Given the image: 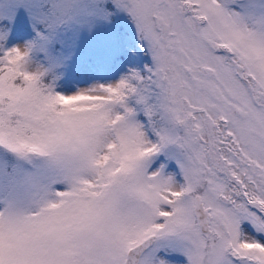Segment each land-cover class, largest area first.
I'll use <instances>...</instances> for the list:
<instances>
[{
  "label": "rangeland",
  "instance_id": "1",
  "mask_svg": "<svg viewBox=\"0 0 264 264\" xmlns=\"http://www.w3.org/2000/svg\"><path fill=\"white\" fill-rule=\"evenodd\" d=\"M260 7L0 0V42L32 34L29 46L18 36L12 62L0 57V264H123L150 234L138 264H264ZM138 36L145 60L128 49ZM120 50L136 63L124 94L121 74L90 76ZM48 74L67 102L39 86Z\"/></svg>",
  "mask_w": 264,
  "mask_h": 264
},
{
  "label": "trees",
  "instance_id": "2",
  "mask_svg": "<svg viewBox=\"0 0 264 264\" xmlns=\"http://www.w3.org/2000/svg\"><path fill=\"white\" fill-rule=\"evenodd\" d=\"M6 28V24L4 21H0V31L4 30ZM23 36L25 37V45L29 46L30 42L32 41V34L30 33H20V34H11L8 35V37L6 39H4L3 41L0 42V57H4L5 60L12 62L14 60V57H16L13 53V44L14 42L18 39V36ZM119 36L120 33H118ZM118 42L120 47L122 48V44L125 42V40L120 37L118 38ZM127 42V41H126ZM136 48V44H135V40L130 41V43L128 44V49H135ZM119 55L122 58V62H120V65L118 63L117 60H115V67L111 72H104L101 73L100 69L94 68L92 69V73H90V76L95 77V78H99V79H108V78H112L115 77L119 74H121V76L123 77V79L120 81V89L122 90L123 94L127 93L126 92V87L128 86V84H130V80H128V77L131 75V73H133L134 69L136 68V63L134 61H132V59L129 58V56L127 55V53L125 51H122L121 53H119ZM5 68L4 63H0V70H3ZM71 80L74 81L73 84H75L76 77L71 76ZM39 84L43 87V89H45L46 93H50L51 95H54L55 97L58 96V98H61V100L65 103L67 102V99L65 98V96H63L62 94V90L66 87V85H64L63 83H61L60 81L58 82L57 85H55L53 88L45 85L43 80L39 81ZM59 102V101H58ZM156 137V136H155ZM203 190V186H199L198 189H196V192L200 194V192ZM1 207V206H0Z\"/></svg>",
  "mask_w": 264,
  "mask_h": 264
},
{
  "label": "water",
  "instance_id": "3",
  "mask_svg": "<svg viewBox=\"0 0 264 264\" xmlns=\"http://www.w3.org/2000/svg\"><path fill=\"white\" fill-rule=\"evenodd\" d=\"M193 214L197 219V224H198L199 229L202 232L207 231L208 229L207 220L209 218V214H208L207 208L202 205L201 200L198 196L194 198ZM151 239L152 237L149 236L146 239H144L142 242H140L139 244L130 248L126 253L124 264H136L138 254L145 246H147V244L151 241Z\"/></svg>",
  "mask_w": 264,
  "mask_h": 264
},
{
  "label": "flooded vegetation",
  "instance_id": "4",
  "mask_svg": "<svg viewBox=\"0 0 264 264\" xmlns=\"http://www.w3.org/2000/svg\"><path fill=\"white\" fill-rule=\"evenodd\" d=\"M260 9H261V11H263V12H264V7H260Z\"/></svg>",
  "mask_w": 264,
  "mask_h": 264
}]
</instances>
